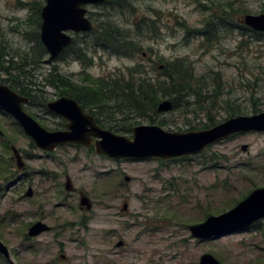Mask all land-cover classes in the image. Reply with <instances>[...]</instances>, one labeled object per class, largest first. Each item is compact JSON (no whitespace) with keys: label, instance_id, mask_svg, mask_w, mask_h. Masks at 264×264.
<instances>
[{"label":"rangeland","instance_id":"374dc122","mask_svg":"<svg viewBox=\"0 0 264 264\" xmlns=\"http://www.w3.org/2000/svg\"><path fill=\"white\" fill-rule=\"evenodd\" d=\"M44 3L0 0L2 68L39 51L36 34ZM115 5L85 6L94 25L114 22L141 46L138 52L115 54L95 47L93 34L73 33L75 44L86 51L81 55L90 62L88 67L64 53L49 63L27 66L31 79L20 76L24 83H36L31 87L36 90L35 100L24 109L44 128L55 130L65 122L44 107L46 101L66 93L63 87L45 82L54 67L81 85L85 82L80 72L110 79L140 64L144 75L157 83L163 80L162 65L185 60L201 80L203 86L198 89L202 94L187 95V112H182L185 101L181 100L178 107L153 115L165 121L160 126L170 131L211 127L208 117L215 124L222 122L232 116L229 103L241 109L236 115L264 111V34H257L241 20L248 13H264V0H126L120 7ZM143 18L150 19V25L137 30L136 23ZM208 22L212 27L206 26ZM7 72L0 69V83L9 86L12 83L7 78L18 76V71ZM216 86L221 90L219 97L208 98ZM125 112L115 114L118 122L110 126L104 121L105 127L132 137V131L118 128L157 124L132 112L125 123ZM0 129V156L7 157V170L12 174L9 185L0 178V239L10 251L9 260L0 253V264H199L207 252L222 264H264V218L258 227L219 238L199 239L189 229L264 186V132L232 135L197 155L135 160L113 159L97 154L92 146L77 144L42 151L1 110ZM11 144L22 153V170L10 159ZM250 162L262 168L243 171L240 164ZM28 186L34 191L31 197L24 195ZM81 194L90 198L91 209L80 207ZM124 202L129 204L126 211ZM36 220L44 221L50 230L28 238L27 226ZM119 240L124 241L122 246H117Z\"/></svg>","mask_w":264,"mask_h":264},{"label":"water","instance_id":"95a60500","mask_svg":"<svg viewBox=\"0 0 264 264\" xmlns=\"http://www.w3.org/2000/svg\"><path fill=\"white\" fill-rule=\"evenodd\" d=\"M106 0H45L41 7L42 18L40 39L44 44L48 57L45 63L52 61L59 52L71 42L67 30L80 32L91 31L92 20L87 16V4H101ZM243 22L255 29L264 31V13L244 15ZM28 97L19 94L7 84L0 83V110L9 114L21 127L36 147L53 151L66 143H75L90 147L94 145L97 154L113 159L144 160L148 158H175L202 153L209 145L226 139L232 135L247 132H264V111L251 115H234L226 120L204 129L187 131H170L158 124H140L132 129V137L116 133L109 128L100 126L94 115L84 111L73 98L62 95L48 101L46 108L65 120L64 129L48 130L36 121L23 105ZM174 107L170 99L159 102L157 110L167 112ZM1 133V131H0ZM247 144L242 146L246 150ZM15 165L21 169L24 165L19 150L11 146ZM131 177L126 175L125 180ZM25 194L31 196L32 188L28 187ZM80 205L91 209L93 204L86 195L80 197ZM124 202L123 211L128 209ZM264 218V186L253 189L230 209L219 214H210L204 221L191 224L192 235L199 239L219 238L249 228ZM50 230L44 221H34L27 230L32 238ZM123 240L117 242L122 246ZM0 252L9 258L7 247L0 241ZM63 257V255H61ZM199 264H222L213 254L201 255Z\"/></svg>","mask_w":264,"mask_h":264},{"label":"trees","instance_id":"16d2710c","mask_svg":"<svg viewBox=\"0 0 264 264\" xmlns=\"http://www.w3.org/2000/svg\"><path fill=\"white\" fill-rule=\"evenodd\" d=\"M111 3H116L115 6L120 7L124 1L106 0L105 4ZM224 16L226 15H223L222 17ZM143 24L150 25V19L143 18L140 23H136L137 30L140 29L139 27ZM256 33L263 35V33L260 34V32ZM92 34L95 47L110 50V52L115 54L127 55L128 53L131 54L132 51L138 52L141 49V46L134 42L129 33H124V30L121 29L120 26L110 20L95 23ZM81 52L83 51L74 50L71 45H69L61 54L71 53L74 58L80 59L83 61L84 66L88 67L90 62L83 60L84 57L81 55ZM45 55H47V51L44 46H41L40 51L36 52L33 50L31 54L21 57L20 61L16 62L13 66V68L18 71V76L11 74L7 78V80L12 83L9 86L19 94L28 96L31 99L33 94L36 93V90L31 87L36 86V83L32 80H28L27 83H24L20 76L25 80H27L28 77L31 79V74H29V72L27 74L25 68L29 65L40 62ZM7 73L10 72L8 71ZM145 73L146 71L140 64L129 69L126 73L110 79L96 78L89 72L84 71L78 73L81 81L85 82L80 85L71 82L69 77L60 74L57 68L54 67L45 76V82L55 87H63L66 90V95L75 98L81 106L87 108L89 112L96 116L97 122L103 123L105 121L109 126L113 122H118L114 115L121 113L123 109L127 111L125 112L126 115H124L125 123L131 117L128 113L132 112L138 117L147 116L152 123L164 125L165 121L156 120V116H158L156 115V112L159 113L157 110L158 104L162 99L168 98L172 100L175 107H178L179 102L184 100L185 103L182 104L184 107L182 112H187L189 111L188 105L190 103L188 102V98H186L187 95L202 94V91H200L198 87L203 86V84L195 74L194 67L188 62L186 63L183 59L167 62V65L161 73L163 80L158 79L157 83H155L152 78L144 75ZM217 85L219 86L220 84L218 83ZM220 93L221 90L216 86L213 95L207 97L217 100ZM184 98H186V100ZM112 101L114 104H111ZM227 105L230 110V115L233 116L241 113V109H239L237 105H231L230 103ZM154 114L156 116H153ZM208 121L211 122L212 125L215 124V120L212 117H208ZM130 126L132 125L124 124L118 129L119 131H132L133 128ZM0 157V178L4 179V183H6L9 178H12V174L9 176L7 175L10 172V170H7L6 166L7 157H4L5 159L2 158V156ZM260 162L261 160L258 161L259 164ZM240 166H244L243 171L246 170L248 172L262 168L260 166L257 167L258 165L255 162L240 164ZM244 197L245 195L241 198ZM240 199L234 200V203L230 208ZM260 223L261 221L259 220L250 227H258Z\"/></svg>","mask_w":264,"mask_h":264},{"label":"flooded vegetation","instance_id":"af4514ba","mask_svg":"<svg viewBox=\"0 0 264 264\" xmlns=\"http://www.w3.org/2000/svg\"><path fill=\"white\" fill-rule=\"evenodd\" d=\"M121 1H126V0H121ZM106 3V1L104 2V3H101V4H105ZM101 4H96V5H101ZM44 5V4H43ZM42 5V6H43ZM41 6V7H42ZM41 7H40V9H39V13H40V10H41ZM86 7V6H85ZM87 8V7H86ZM87 16L91 19V17L89 16V12H88V9H87ZM40 18H41V15H40ZM92 20V19H91ZM242 20V22H243V18L241 19ZM41 21H42V18H41V20H40V25H39V32H38V34H36V36L38 37V40H39V42L37 43V45H39L40 46V49H39V51L41 50V46H44V44L42 43V41H41V39H40V26H41ZM92 22H93V20H92ZM244 23V22H243ZM245 24V23H244ZM210 25V23L208 22L207 23V27ZM246 25V24H245ZM246 26H248V25H246ZM93 27H94V23H93ZM210 27H212L211 25H210ZM209 27V28H210ZM248 27H250V26H248ZM252 28V27H251ZM253 29V28H252ZM92 30H93V28H92ZM92 30L91 31H80V32H74V31H69V30H67L66 31V33L67 34H69L70 36H71V42L66 46V47H64L63 48V50H65L69 45H71V47H72V49H74V50H81V51H84V52H86L85 51V49L84 48H81L80 46H78L77 44H75V40H74V38H75V35L76 34H81V35H91L92 34ZM253 30H255V29H253ZM256 31V30H255ZM258 32H260V33H263L264 34V31H258ZM73 33L75 34V35H73ZM45 47V46H44ZM46 49V48H45ZM63 50L61 51V52H59L58 53V55L54 58V59H56L62 52H63ZM47 51V50H46ZM88 53V52H87ZM47 55H48V52H47ZM48 57V56H47ZM2 56L0 55V69H4V70H6V71H10L11 69H14L13 68V64H14V62H8V64H7V66L8 67H5V68H2L1 67V64L3 63L2 62ZM45 59L46 58H42L41 60H40V62L42 61V62H44L45 63ZM53 59V60H54ZM8 61V60H7ZM170 61H172V60H170ZM174 61V60H173ZM169 62V61H168ZM167 65V63L166 64H164V65H162L161 66V68L162 67H165ZM62 95H66V94H61V95H59L58 97H60V96H62ZM68 96V95H67ZM26 97H28V96H26ZM57 97V98H58ZM69 97H71V96H69ZM57 98H55V99H57ZM71 98H73V97H71ZM28 102L26 103V104H28L29 102H32V101H34L35 100V96H33L31 99H30V97H28ZM80 106H81V104L75 99V98H73ZM165 99H168V98H165ZM54 100V99H53ZM163 100V99H162ZM48 101H51V100H48ZM48 101H46L45 102V104H44V107L46 108V103L48 102ZM173 102V101H172ZM25 105V104H24ZM24 105H23V107H24ZM173 105H174V107L173 108H176L175 107V104H174V102H173ZM81 107H83V106H81ZM83 109H84V111L85 112H87V113H90V114H92L93 115V113H91V112H89V111H87V109L86 108H84L83 107ZM46 111L47 112H50V111H48L47 110V108H46ZM27 112V111H26ZM51 114H53L52 112H50ZM53 115H55V114H53ZM57 116V115H56ZM94 117H95V120H96V116L94 115ZM60 118H62V117H60ZM62 120H63V118H62ZM65 121V120H64ZM96 122H97V120H96ZM100 126H102V127H104V128H106L104 125V123H100V122H97ZM61 127H59V128H56V130L57 129H64L65 128V122H63V124L62 125H60ZM0 131H1V133H0V135L3 133L2 132V130L0 129ZM66 144H75V143H66ZM13 144H11L9 147H10V150H11V156H10V159H12L13 160V162H14V166H15V168H16V165H15V160H14V157H13V153H12V149H11V146H12ZM77 145H80V144H77ZM15 146V145H14ZM60 146H62V145H60ZM80 146H84V145H80ZM92 147H94V145H91ZM8 147V148H9ZM16 147V146H15ZM59 147V146H58ZM86 147V146H85ZM17 148V147H16ZM18 149V148H17ZM40 149V148H39ZM19 150V149H18ZM42 150V149H41ZM42 151H45V150H42ZM19 153H20V155H21V157H22V160H23V162H24V159H23V156H22V153L20 152V150H19ZM24 167H25V162H24V165H23V167L20 169V170H22V169H24ZM17 169V168H16ZM17 170H19V169H17ZM10 173V172H9ZM7 174L8 176L11 174ZM12 183V181H10V178L8 179V181L5 183V184H11ZM28 187H31V186H28ZM27 187V188H28ZM69 187H70V182L68 181V180H66V182H65V188L66 189H69ZM27 188H26V190H27ZM32 188V187H31ZM26 190H25V192H26ZM32 191H33V189H32ZM25 192H24V195L25 196H27L26 194H25ZM33 193H34V191H33ZM83 195H85V194H81L80 196H79V204H80V197L81 196H83ZM31 196H33V194L31 195ZM31 196H27V197H31ZM80 207L81 208H83V206H81L80 205ZM42 221V220H41ZM33 222H31L28 226H27V230H28V228H29V226L32 224ZM27 230H26V235H27ZM42 234V233H41ZM28 237V236H27ZM37 237V236H36ZM28 238H30V237H28ZM32 238H34V237H32ZM0 241H2L1 239H0ZM3 243V242H2ZM4 244V243H3ZM5 245V244H4ZM6 246V245H5ZM7 247V246H6ZM7 249H8V247H7ZM8 251H9V249H8ZM3 256H4V254L2 253V252H0ZM9 256H10V251H9ZM6 259H8L9 260V258H7L6 256H4Z\"/></svg>","mask_w":264,"mask_h":264},{"label":"bare ground","instance_id":"6f19581e","mask_svg":"<svg viewBox=\"0 0 264 264\" xmlns=\"http://www.w3.org/2000/svg\"><path fill=\"white\" fill-rule=\"evenodd\" d=\"M172 101V100H171Z\"/></svg>","mask_w":264,"mask_h":264}]
</instances>
